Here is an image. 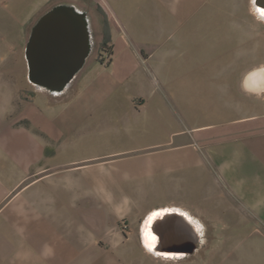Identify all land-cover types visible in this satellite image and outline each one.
Wrapping results in <instances>:
<instances>
[{
    "label": "crops",
    "instance_id": "1",
    "mask_svg": "<svg viewBox=\"0 0 264 264\" xmlns=\"http://www.w3.org/2000/svg\"><path fill=\"white\" fill-rule=\"evenodd\" d=\"M256 1L0 0V264H205L204 219L233 223L216 213L225 184L264 209V164L243 148L264 118L242 108L244 91H264L226 71L242 63L228 52L243 47V19L225 32L205 24L214 12L259 16ZM59 4L87 13L93 50L52 93L29 81L25 50ZM179 224L181 245L160 230Z\"/></svg>",
    "mask_w": 264,
    "mask_h": 264
},
{
    "label": "rangeland",
    "instance_id": "2",
    "mask_svg": "<svg viewBox=\"0 0 264 264\" xmlns=\"http://www.w3.org/2000/svg\"><path fill=\"white\" fill-rule=\"evenodd\" d=\"M251 7L252 4L249 8L251 9ZM214 11L216 10L212 12ZM212 14L206 17L207 21L205 20V24L213 30L222 28L224 32L231 29L234 26V22L243 19L241 27L243 47L228 52V56L231 53H235L237 61L240 58L242 63L239 66L227 64L226 71L238 72L241 69L243 74H247L264 68V17L259 13V16H257L253 11L252 18L246 16L234 18L229 14L224 15L222 13V15H219L215 12ZM199 24V16H195L190 22L192 26H198ZM224 32H222L223 35ZM13 52L11 50H3L1 56L10 57ZM246 94V91H244L243 115L252 116L256 114V116L260 117L259 120L263 119L264 92L260 94L251 93L252 97ZM260 130L262 129L253 130L258 132V137L260 138L257 140L259 143L252 138V142L243 144V148H246L247 152L256 158L254 161L264 164V131ZM220 183H222V179H220ZM239 183L238 181L237 183L234 182V184H225L226 186H223L222 190H227L228 200L224 199L223 202H220L222 209L220 207L216 208L218 215L215 214L219 216L220 211L224 215L227 212H233V223L231 219H229L230 221H223V217L203 218L204 220H211L210 224L202 225L207 234L206 240L202 243V250H211L207 255L199 257L202 260L201 262L205 264H264V209L254 210L247 205V202H244V198L237 192L239 189H236ZM168 195L169 193H159L158 197H153L151 201L166 200ZM230 196L231 200H229ZM233 198L234 201H232ZM245 217L248 218V222L241 223ZM199 244L201 245L200 241Z\"/></svg>",
    "mask_w": 264,
    "mask_h": 264
},
{
    "label": "water",
    "instance_id": "3",
    "mask_svg": "<svg viewBox=\"0 0 264 264\" xmlns=\"http://www.w3.org/2000/svg\"><path fill=\"white\" fill-rule=\"evenodd\" d=\"M264 8V0H257ZM93 50L89 17L73 5L59 4L34 25L26 46L28 78L35 87L52 93L64 91L86 65ZM165 235L174 233L181 245L186 227L164 225ZM197 247L193 242L190 245ZM195 247V248H196Z\"/></svg>",
    "mask_w": 264,
    "mask_h": 264
},
{
    "label": "bare ground",
    "instance_id": "4",
    "mask_svg": "<svg viewBox=\"0 0 264 264\" xmlns=\"http://www.w3.org/2000/svg\"><path fill=\"white\" fill-rule=\"evenodd\" d=\"M257 11L262 17H264V8H258ZM246 86L248 89L254 91H264V68L250 73L246 80Z\"/></svg>",
    "mask_w": 264,
    "mask_h": 264
},
{
    "label": "trees",
    "instance_id": "5",
    "mask_svg": "<svg viewBox=\"0 0 264 264\" xmlns=\"http://www.w3.org/2000/svg\"><path fill=\"white\" fill-rule=\"evenodd\" d=\"M104 31H105V35L107 37V35H109V23H108V20L106 17H105V23H104ZM107 43H108V41L106 40L103 42V44L101 46V50H100V54H99L101 62H104L105 56L111 57L112 53H113L112 47L107 46Z\"/></svg>",
    "mask_w": 264,
    "mask_h": 264
},
{
    "label": "built area",
    "instance_id": "6",
    "mask_svg": "<svg viewBox=\"0 0 264 264\" xmlns=\"http://www.w3.org/2000/svg\"><path fill=\"white\" fill-rule=\"evenodd\" d=\"M110 56H106L105 59H104V63H108L110 61Z\"/></svg>",
    "mask_w": 264,
    "mask_h": 264
}]
</instances>
